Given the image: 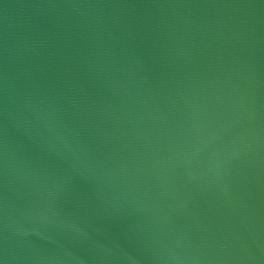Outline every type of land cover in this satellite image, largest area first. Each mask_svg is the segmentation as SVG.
<instances>
[{
  "label": "water",
  "instance_id": "95a60500",
  "mask_svg": "<svg viewBox=\"0 0 264 264\" xmlns=\"http://www.w3.org/2000/svg\"><path fill=\"white\" fill-rule=\"evenodd\" d=\"M0 264H264V0H0Z\"/></svg>",
  "mask_w": 264,
  "mask_h": 264
}]
</instances>
